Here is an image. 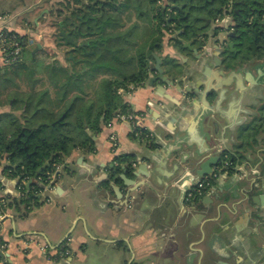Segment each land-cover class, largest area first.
<instances>
[{
    "label": "crops",
    "instance_id": "crops-1",
    "mask_svg": "<svg viewBox=\"0 0 264 264\" xmlns=\"http://www.w3.org/2000/svg\"><path fill=\"white\" fill-rule=\"evenodd\" d=\"M32 8L25 7L27 13ZM1 12L0 24L5 18ZM15 20L10 26L25 36L30 33L36 39L42 35ZM181 48L166 43L161 56L175 58L182 65L195 57L192 50ZM62 63L67 65V60ZM162 68L179 77L172 74L168 58H162ZM212 71L207 63L200 64L196 78L189 77L185 83L194 93L186 99L177 85L156 80L158 73L149 70L145 84L130 102L139 110H148L145 126L155 142L162 140L166 146L151 147L133 136L127 122L116 120L112 127L102 122L97 131L87 128L95 149L74 147L62 155V189L48 192L57 194L56 198L39 202L33 197L36 201L29 208L22 202L4 209L5 215L0 216V239L5 245L0 248L2 259L9 264H264V206L253 201L254 195L264 194V135L238 163L240 177L222 175L208 195L188 201L185 192L173 184L185 170L196 172L203 158L234 149L247 119L245 111L251 110L248 103L257 98L258 106L262 103L263 84L251 87L243 70L231 78L232 96L206 97L205 87H199L196 80H207ZM151 100L155 103L149 106ZM10 105L11 110L2 112L21 113L16 99L11 98ZM172 128L175 134L167 138V129ZM112 132L119 142L116 151ZM172 149L177 151L166 154ZM121 154L147 163L141 170L148 176L128 170L122 173L135 179L136 185L142 183L134 192L135 199L128 198L132 187L123 177L107 185L109 166ZM5 164L3 158L0 190L11 191L9 201L14 200L17 179Z\"/></svg>",
    "mask_w": 264,
    "mask_h": 264
},
{
    "label": "trees",
    "instance_id": "trees-1",
    "mask_svg": "<svg viewBox=\"0 0 264 264\" xmlns=\"http://www.w3.org/2000/svg\"><path fill=\"white\" fill-rule=\"evenodd\" d=\"M227 1L197 0L198 3L204 2L206 6H210L212 14L221 12L222 6ZM157 2L158 0H150L153 5L151 10L154 26L151 33L154 39L146 45L140 55L134 53L137 46L132 41L134 31L130 24L134 16L129 11V0H59L57 2L59 4L54 10L59 16L66 15L67 19L63 20L64 26H69L68 31L71 32L73 40L77 42L81 40L76 44L77 49L81 48V54L79 56L70 54L67 58V66L58 60L51 62L53 74L50 80L56 85L53 87V96L50 95L49 88L37 90L32 87L31 90L21 92L20 95L12 98L16 99V103L21 104L19 115L13 112L0 114V163L6 158L7 164L4 168H12V176L33 178L38 168L49 161V166L41 173L44 177L51 164L61 161L62 155L70 154L74 147L95 149L94 140L87 132V128H94L97 131L101 128L102 122L115 117L118 110L125 112L127 104L123 102L116 89L131 82H141L149 75L150 61L154 59L153 52L159 49L158 42L163 35L161 23L164 19L161 9L156 6ZM258 7L261 8L262 5ZM115 16H119L120 19ZM123 16L126 17L125 21L122 19ZM70 17L72 20L69 19ZM188 17V14L182 16L179 23L186 27L190 26ZM38 50H41L39 46ZM89 50L93 52L87 56L85 52ZM102 58L105 61L100 65ZM135 58L137 67L130 68L127 72L126 69ZM111 59L116 65H120L119 61L123 60L120 61L122 68L113 67ZM19 63L21 62L12 67L20 68ZM65 68L66 75L58 76L56 71L64 72ZM89 71L93 75L99 71L104 75L110 72L113 75L111 78H105L97 101L89 98L90 92L86 89L84 79ZM18 73L19 71H16V74ZM72 79L79 80L74 87L68 86ZM146 143L151 147L156 146L153 136L146 140ZM230 159L232 163L237 162L234 155ZM116 160L118 162L112 167L113 173L118 175L124 168L132 171L134 163L132 155L121 154ZM40 187V184L34 180L30 191L20 201L26 204L30 202L36 195L35 191ZM16 199L14 198L15 201ZM0 259H2L1 253Z\"/></svg>",
    "mask_w": 264,
    "mask_h": 264
},
{
    "label": "water",
    "instance_id": "water-1",
    "mask_svg": "<svg viewBox=\"0 0 264 264\" xmlns=\"http://www.w3.org/2000/svg\"><path fill=\"white\" fill-rule=\"evenodd\" d=\"M232 1V0H230ZM262 5V7H258V5ZM234 5H236L238 8L235 10V14L233 15L230 11L229 6L230 4H224L222 6V10L219 13L220 17H217L213 22H210L208 24L211 25V32H207L203 38H202V49L203 52H199L198 47L193 46L192 41H183L182 42V48H188L190 50H193V52L196 53L195 57L192 59L187 58L185 60L186 69L183 67L181 62L176 61L175 58H168V63L171 64V68L174 71L172 73L175 76H179L178 78L168 75L165 73V70L162 68V57L154 53V59L155 63L150 64V70L152 72H157L159 77L156 76V80L160 79L166 84H175L177 85L178 91L180 94H182V97L189 99L192 98L193 94L192 91L187 88V85L185 86L186 81L189 77H195L197 76V70L200 64L207 63V67L213 68V71L208 74L207 80H196V84L201 87L202 85L205 87L204 94L206 97L209 95H216L219 99L223 96L226 97V95H233L234 89L230 88L232 84L231 78L234 75V71L237 70H243L245 74L247 75V81L249 85L252 87L258 88V85L263 84L264 86V1L263 0H236L234 2ZM250 8V11L252 13L257 12L258 14V29L254 31H241L239 33L231 32L229 35L222 37L221 34L223 29L228 28L229 26L223 25V22L230 21L231 25L238 26L239 20L242 18V13L244 12L245 8ZM165 9V8H164ZM223 17V18H221ZM221 21V23H217V21ZM218 31V32H217ZM258 31V32H257ZM60 34L67 39L68 42L73 43L74 45L78 44L77 41L73 40L72 36L70 35V32L66 30H61ZM231 38V40L228 42V40ZM258 39H261V43H257ZM256 46L257 48L253 49V53L255 55H258V58H229L227 55V47H229L230 52L238 53L245 49V47H248L249 45ZM42 46L39 44V47ZM181 48V49H182ZM206 49H210L207 51ZM212 49V50H211ZM189 62V63H188ZM206 65V64H205ZM158 78V79H157ZM235 87V86H234ZM237 89V87H235ZM223 89L225 92H223ZM200 95V93H198ZM250 111H245L247 115V119L245 121L244 126L241 128L239 140L236 142V147L234 149H222L220 150L219 154L217 156H207L200 160L198 162V168H196V172H191L188 169L185 170L184 174L179 176L174 181V186H177L181 188L185 195L187 191L189 190L190 186H192L194 183L198 182L202 178H204L207 175H214L215 171L218 172V175L213 180L212 188L216 187L220 183V178L222 175H226V177L230 173H234V175L240 177V170L237 168L238 163L241 159L246 157V153L248 149L254 145H256L258 140V135H260L264 131V97L262 99L261 105L258 106V98L256 99L255 103H248ZM168 130V137L170 138L171 135L175 134V131L172 129ZM259 130V133H258ZM157 147L160 145L162 147H165L166 144L160 140L155 142ZM177 149H172L170 152L166 154L172 155V152H176ZM227 152L229 153V156L231 157L234 155L237 158L236 163L223 161L221 158V153ZM205 153L204 151L201 152ZM214 157V158H212ZM183 160V158L181 159ZM118 161L113 162L111 166H109L110 173H108L107 178V185L111 181H118L119 178L123 177L124 180H126V183L129 187H132L129 190L128 198L129 199H135L137 196L134 195L135 190L139 188V186L142 183H138L136 185L135 179L128 178L125 174H122L123 172L127 171V168H124L123 172L116 175L112 171V167L117 164ZM183 162V161H182ZM49 166V161H46L40 168H38L36 174L33 178H31L27 183V189L30 190L31 184L35 180L38 184H40V188H44V182L39 179V176L43 171ZM208 166V167H206ZM138 169H137V168ZM147 163L143 162L142 159L139 160L138 158L134 159L133 163V169L130 172H134L137 176H148L146 172H142L141 169H146ZM64 172V171H63ZM62 172V173H63ZM198 175L195 176L196 174ZM62 177V176H61ZM242 177V175H241ZM129 180V183H128ZM61 182V181H60ZM60 184V183H59ZM57 185L54 189L56 191H60L62 187L60 185ZM133 186H135L133 188ZM257 186V183L255 184ZM38 189V190H39ZM53 189V190H54ZM11 191L7 190H0V200H5L9 195H11ZM15 195H12L13 199L17 198L16 202L15 200H7L8 205L9 204H21L22 201L20 199L22 197H17L16 193ZM35 198L38 199L39 202H46L51 201L52 199L56 198L58 195L50 194L48 196L49 200H46V196L35 193ZM51 196V197H50ZM33 200V201H32ZM35 199H31L30 203H25V207L29 208L32 206V203H35ZM253 201L260 206H264V194L260 195H254ZM15 202V203H14ZM24 204V203H23Z\"/></svg>",
    "mask_w": 264,
    "mask_h": 264
},
{
    "label": "rangeland",
    "instance_id": "rangeland-1",
    "mask_svg": "<svg viewBox=\"0 0 264 264\" xmlns=\"http://www.w3.org/2000/svg\"><path fill=\"white\" fill-rule=\"evenodd\" d=\"M58 1L59 0H0V11H4L1 12L4 17H13V20L16 19L22 28H27L30 25L36 31H41L40 33L42 34L33 42L30 40L29 36L25 37V47L21 55V63H19L21 67L13 68L12 66H7L4 76H0V112L2 114L4 113L2 112L4 109L9 108L11 110L10 99L20 95L19 90H31L29 88L35 87L37 90L49 88L50 91H53V87L56 85L51 83L50 80V76L53 74V65L51 62L59 58L58 61L63 64L62 62L67 60L70 54L73 53L78 56L81 54V48L77 49V45L68 42L66 38L63 39V36L60 34L61 30H66L68 32L69 26H64V16L57 15L54 10L59 4H57ZM129 2V11L131 15L134 16V20L130 24V27H132L134 31L132 41L136 44V49L141 53L145 50L146 45L154 39L151 33L152 27L154 26L151 10L153 5L150 3V0H129ZM26 6L33 7L31 12L27 13L28 11L25 9ZM45 11H48V13L42 14ZM67 11L70 12L69 10ZM38 15L39 18L37 19ZM193 15H195V13H193ZM115 18L120 19L119 16H115ZM122 19L125 21L126 17L123 16ZM126 28L129 27L126 26ZM211 30L210 26L209 32H211ZM80 41L81 40H78V42ZM39 44L42 45L39 47L41 50H38ZM33 52H35L34 56ZM91 52L93 51L89 50L85 53L89 56ZM111 60L113 67L118 69L122 68L120 66H122L121 62L123 60H120L121 62L118 60L120 65H116V62H113V59ZM104 61V58H102L99 64L102 65ZM137 64V59H133L131 65L126 69L127 72H129L130 68L137 67ZM77 68H79L78 64ZM101 70L103 69L101 68ZM16 71H19V73L16 74ZM65 71L66 68L64 72H60V70L56 72H58V76L63 77L66 75ZM86 75L87 77L84 81H86L87 91L90 92L89 98H92V101H97L100 94L99 91H102L101 85L105 83V78L113 77V75L111 72L104 75L101 71L94 75L89 71V74L86 73ZM57 82H55V84ZM78 82L79 80L72 79L68 86L74 87ZM19 107H21V104L17 103L16 109Z\"/></svg>",
    "mask_w": 264,
    "mask_h": 264
},
{
    "label": "flooded vegetation",
    "instance_id": "flooded-vegetation-1",
    "mask_svg": "<svg viewBox=\"0 0 264 264\" xmlns=\"http://www.w3.org/2000/svg\"><path fill=\"white\" fill-rule=\"evenodd\" d=\"M207 1H210V0H207ZM235 1L236 0H232V1L228 0L225 3V4H230L228 9H230V11L233 15H236L235 10L238 8L236 5H234ZM156 6H157V8L161 9V13H162V17L164 19V22L161 23V26H162L161 31L163 32V35L161 37V40L158 42L160 47L158 50H155L153 52V54L157 53L161 56L162 55L161 50L166 43H169V44L172 43L174 46L181 48L183 41H192L193 46L198 47L199 52H203L202 38L207 32H209V27L211 26L208 23H209V21L213 22L215 19H217V17H220L219 16L220 12L217 14H212L210 12V6H208V5L206 6L204 4V2H203V4L198 3L197 0H166V1L165 0H158V2L156 3ZM193 13H195V15H193ZM187 14L189 15L188 18L190 19V26H188V27H186L184 24L179 23V20H181L182 16H187ZM242 14L243 15H242V18L238 22L239 23L238 26H237V24L231 25V20L230 21L226 20V22L222 23L223 25L229 26L228 28H226V29L224 28L223 31H221L222 37L229 35L231 32H236V33H239L241 31L251 32V31L258 29V14H257V12L252 13L250 11V8L246 7ZM6 18L7 17H5V19ZM221 18H223V17H221ZM63 19H67L66 15H64ZM69 19L72 20L71 17ZM11 20H9V22ZM9 22H8V25L10 26ZM5 23H7V22H5ZM217 23H221V21L219 20V21H217ZM35 40L36 39L34 38V41ZM230 40H231V38L228 40V42ZM257 43H261V39H258ZM136 48L134 49V53L137 55L138 54L140 55V51ZM254 48H257V45L252 46L250 44L248 47H245V49L238 52L237 54L234 52H230L229 47H227L226 49H227V55L229 58H258V55L252 54ZM206 50L209 51L210 49H206ZM193 53L196 55L195 52H193ZM161 57L162 58H171L169 56H164V57L161 56ZM153 58H155L154 55H153ZM17 63L18 62H16L15 64H17ZM13 65L14 64H12L10 66H13ZM3 72H5V70ZM238 72H239V70H237V69H236V71H234V73H238ZM109 78H111V77H109ZM147 78L141 82H138V83L131 82L127 86H121V87H118L116 89V92L121 96V98L123 99V102H125L127 104V110L125 112H123V111L119 112V110H118L117 111L118 113L116 114V116L113 117L112 119L106 121L107 123L109 121L115 119L121 113H127V112L132 111L133 113H143L144 114L141 122L145 126V118L148 115V110L137 109L130 102V100L133 97L135 91L140 86H143L145 84V81L147 80ZM120 89H123V90L120 91ZM211 96H213V95H211ZM149 102L151 103V104H149V106L154 105V103H155L154 100H151ZM131 132L134 133L133 131H131ZM149 133H151V131L149 129H147V127L145 126V128L142 129V137L137 136L135 133L134 134L138 138H141V140L143 139L144 141H146V140L150 139V137H152L149 135ZM262 135H264V131L260 135H258V140H260ZM220 155H221V158L223 161L227 160L228 162H230L231 159H230L229 153L223 152ZM219 175H220V173H219ZM219 175H218V172H216V171H215L214 175H207L208 178L204 180L203 185L200 188V191L194 193L193 196H191L190 198L187 197V193H186V195H185L186 199L188 201H192L194 199H197L198 197L208 195V193H210V189L212 188L211 186L213 185V180ZM204 178H202V179H204Z\"/></svg>",
    "mask_w": 264,
    "mask_h": 264
},
{
    "label": "built area",
    "instance_id": "built-area-1",
    "mask_svg": "<svg viewBox=\"0 0 264 264\" xmlns=\"http://www.w3.org/2000/svg\"><path fill=\"white\" fill-rule=\"evenodd\" d=\"M13 17L3 18V23L0 24V73L5 70L7 66L15 64L21 60V55L25 47V37L29 36L30 40L33 42L34 38L30 33H27L26 36L24 33L8 25L9 20ZM7 22V23H5ZM123 89H120L122 91ZM144 114L143 113H121L115 119L107 123L108 127H112L114 122L122 121L127 122L130 125L131 131H133L137 136L142 137V129L145 128L144 124L141 122ZM150 136H153L152 132L149 133ZM110 140L114 151L119 148L118 138L115 132L110 134ZM141 140V138H140ZM143 140V139H142ZM5 166V165H4ZM7 171L12 173V168L7 169ZM64 171V164L60 161H55L51 164V168L45 172L44 177L39 176V179L44 182V188L37 189L35 193H40L46 196V200H49L48 196L53 189L60 183L62 172ZM17 179V188L16 195L17 197L25 196L30 190L27 189V183L31 179L29 177H19L13 176ZM206 176L204 179L199 180L194 183L189 190L187 191V197L193 196L194 193L200 191V188L203 185ZM36 180V179H35ZM33 201V200H32ZM8 206L7 200H1L0 202V216L5 215L4 209ZM5 247L0 239V248ZM0 264H9L3 259H0Z\"/></svg>",
    "mask_w": 264,
    "mask_h": 264
}]
</instances>
